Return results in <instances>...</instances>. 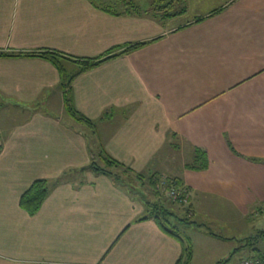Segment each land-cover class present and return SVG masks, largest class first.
<instances>
[{
  "label": "crops",
  "instance_id": "crops-1",
  "mask_svg": "<svg viewBox=\"0 0 264 264\" xmlns=\"http://www.w3.org/2000/svg\"><path fill=\"white\" fill-rule=\"evenodd\" d=\"M149 1L0 0V264H176L183 252L154 219L139 221L143 198L84 170L97 149L66 111L59 68L19 54L59 53L72 74L76 60L117 49L70 85L105 151L134 173L182 177L195 217L228 226L264 203V0H223L186 22L132 9ZM178 141L183 157L204 149L208 169L170 165ZM40 179L50 191L32 216L20 199ZM217 235L205 236L235 239Z\"/></svg>",
  "mask_w": 264,
  "mask_h": 264
},
{
  "label": "trees",
  "instance_id": "trees-1",
  "mask_svg": "<svg viewBox=\"0 0 264 264\" xmlns=\"http://www.w3.org/2000/svg\"><path fill=\"white\" fill-rule=\"evenodd\" d=\"M215 13V12H214ZM217 13V12H216ZM202 20V19H199ZM148 43H137L133 45H128L126 49L121 52L123 54H129L135 50L141 49ZM117 49H111L106 55L99 57L97 59H86V60H76L75 62L79 65V70L75 73H68L63 67L64 60L67 59L63 55L51 52H33L26 54H19V56L28 57H41L49 62L56 65L61 73V86L65 89V108L68 115L74 119L77 123L87 126L91 131V146L97 149V153H92L91 162L84 170H91L94 173L106 175L112 178L118 185L124 187L126 190L141 196L143 198L146 211L145 214L140 217L139 221H144L148 219H154L159 225L160 229L166 234L178 239L182 243L183 252L181 257L178 259L176 264H190L193 260L194 251L192 250L191 243L187 242V238H184L181 234V227L196 226L203 227L207 229L210 235H216L209 230V227L205 224L199 223L195 220V214L189 205L190 191L189 187L185 184L182 177H169L162 174H152L148 173H134L132 169L126 167L124 164L113 159L104 149V144L100 135L98 134V123L94 122L82 114L78 113L73 104V97L70 91L71 81L79 74L90 69H93L102 63L109 61L121 54H116ZM6 56L5 54H0ZM1 140V134H0ZM0 144V152L2 150ZM264 162V161H263ZM209 157L208 153L200 148L193 147V164L185 165L188 169H194L198 171H205L209 167ZM139 182L142 186L147 185L150 193L154 196V200H150L148 197H142L140 191L135 185ZM176 191L178 193L177 198H173L168 193L170 191ZM50 186L47 180L40 179L36 180L30 188L22 195L20 199V207L25 210L29 215H35L44 204L46 198L49 195ZM187 202H184V199ZM218 236V235H217ZM252 241L246 246H250L252 250L256 251V255L248 258H258L261 259L264 264V251L259 248H253V240L264 239V230H261L253 238ZM230 257L220 260L217 264H226ZM247 259V258H245ZM244 260V259H243ZM242 261V260H241ZM240 261V262H241ZM240 262L238 264H240Z\"/></svg>",
  "mask_w": 264,
  "mask_h": 264
},
{
  "label": "rangeland",
  "instance_id": "rangeland-1",
  "mask_svg": "<svg viewBox=\"0 0 264 264\" xmlns=\"http://www.w3.org/2000/svg\"><path fill=\"white\" fill-rule=\"evenodd\" d=\"M228 4L230 3L223 0H152L145 2L144 7L140 5V8L133 4L132 9L139 10L140 12L147 10L148 13L155 14L186 13L181 14L182 17L177 19V22H186L191 19V16L188 13H210L208 16H214L222 11V9H225ZM107 6L108 7L106 8L114 10L118 7V4L114 5V7H111L109 4H107ZM199 19L204 20L205 18L202 17ZM199 19H196V22L202 21ZM74 122L77 125L79 124L75 120ZM177 143L178 145L172 148V150H174V152H172L174 159H172L170 165H173L175 162L177 165H192V155L188 152L186 157H183L186 152V148L184 146H180L179 141ZM181 145H183V142H181ZM135 185L140 191L142 197H148L150 200H154V196L150 193L147 185L142 186L139 182H136ZM259 205V210L252 211L248 218H244L239 221L231 220L232 225L229 224L228 226L222 225V222L225 221L223 218L219 220H212L204 215H199V213L196 215L194 219H203V221H206L209 230L213 233L226 237L235 236V239L226 243L219 240H212L211 238H208L209 236L206 237L205 235H208V231L205 228L196 226H180L182 236L188 239L187 242L191 243L192 250L194 251L193 253H195L194 260H192L190 264H217L216 262L219 260L218 258L226 257L229 254L230 258L226 264H238L241 260L256 255V251L252 250L250 246H246L245 248L243 246L245 244L248 245L250 241H252L250 238H254L258 232L264 230V203L258 204V206ZM215 212L224 214V211L222 210H217ZM206 240L210 241L211 244L207 246L204 243ZM253 242V248H259L264 251V239H255ZM220 255H223V257H218Z\"/></svg>",
  "mask_w": 264,
  "mask_h": 264
},
{
  "label": "built area",
  "instance_id": "built-area-1",
  "mask_svg": "<svg viewBox=\"0 0 264 264\" xmlns=\"http://www.w3.org/2000/svg\"><path fill=\"white\" fill-rule=\"evenodd\" d=\"M169 195L174 199L178 197V193L174 190L170 191ZM184 202H187V199H184ZM240 264H263L261 259L258 258H247L240 262Z\"/></svg>",
  "mask_w": 264,
  "mask_h": 264
}]
</instances>
